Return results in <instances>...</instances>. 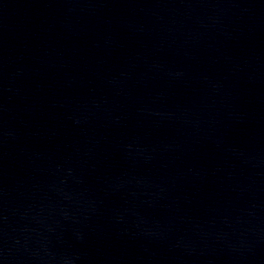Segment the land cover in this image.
I'll return each instance as SVG.
<instances>
[{
    "label": "water",
    "instance_id": "95a60500",
    "mask_svg": "<svg viewBox=\"0 0 264 264\" xmlns=\"http://www.w3.org/2000/svg\"><path fill=\"white\" fill-rule=\"evenodd\" d=\"M0 264H264V169L172 0H0Z\"/></svg>",
    "mask_w": 264,
    "mask_h": 264
}]
</instances>
